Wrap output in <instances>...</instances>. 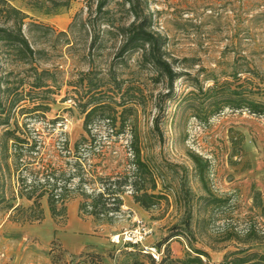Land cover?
I'll list each match as a JSON object with an SVG mask.
<instances>
[{
    "label": "rangeland",
    "instance_id": "374dc122",
    "mask_svg": "<svg viewBox=\"0 0 264 264\" xmlns=\"http://www.w3.org/2000/svg\"><path fill=\"white\" fill-rule=\"evenodd\" d=\"M6 2L7 5L0 1V26H11L14 20L20 23L25 16L22 29L36 54L33 62L21 61L0 42L3 56L0 86L3 89L19 86L20 96L26 95L11 106V94L1 93L6 112L0 114V134L7 128L15 129L17 136L27 140L21 149L10 140L7 158L0 154V191L5 196L0 203V232L7 238V244L0 246V264H134L140 250L148 252L150 247L156 248L163 242L161 257L168 245L176 257H184L190 249L186 236L172 237L169 244L165 239L182 216L174 196V191L179 189L182 166L187 167L188 186L197 194H205L189 152L199 153L209 161V187L217 195L231 196L225 206L209 207L214 214L208 227L211 236L197 235L192 242L193 246L209 251L210 258L203 259L210 264H223L226 253L245 246L241 238L250 226L264 232V216L254 206L253 198L255 190H261L264 196V116L245 109L225 108L203 122L193 115L195 111L190 105L198 103L199 99L194 96L182 99L195 89L196 78L205 86L212 84V77L232 80L234 52L228 49L239 41L234 36L238 29L242 36L240 45L253 50L264 75V0H141L142 9L152 18L153 29L167 36L168 50L181 60L179 69L192 74L181 77L172 93L164 79L157 82L155 73L141 70L139 52L127 54L124 60L115 57L122 41L116 35V28L95 13V3L89 9L87 0ZM8 4L21 13L6 12ZM107 8L109 18L116 24H127L134 18L129 5H123L121 0H110ZM238 15L242 17L240 21ZM255 15L259 16L255 18ZM84 22L88 23L84 26ZM247 33L250 39L243 37ZM95 37L98 42L93 49L97 60L93 68L97 80L107 84L108 72L114 68L118 77L141 86L146 95L145 105L139 108L136 119L143 152L155 168L165 170V184L169 186L165 189L162 180L159 181L157 192L167 191L169 201L163 200L149 211L123 205L121 212L102 219L79 212L83 192H98L104 188L99 176L115 179L134 169L130 129L111 133L105 120H96L92 125L95 147L83 145L85 149L80 158L75 153L76 142L87 135L84 114L78 107L86 88L75 84L80 70L92 68L86 55ZM248 75L255 82L259 81L260 77ZM38 76L45 86L35 88L33 84ZM260 86L263 90L260 94H263L264 80ZM75 88L80 91L75 92ZM254 97L264 100L263 95ZM134 118L132 114L128 120ZM231 128L245 135L237 155H233L238 148L230 140ZM6 162L10 164L9 169ZM167 162L178 165L167 168ZM47 169L58 177V192L64 190V185L69 190V198L64 203L66 209L54 217L45 195L40 198L43 218L27 220L38 212L31 209L35 207L34 199L20 196L22 180L26 179L29 186L34 182L45 183ZM54 180L51 179V183ZM125 188L124 195H132L133 187ZM41 189L39 187L37 192ZM11 205L20 209L10 208ZM57 205L60 208L62 202ZM196 217L195 211L192 226L198 231ZM139 222L151 230L139 246L112 241L114 234L134 229ZM226 226H234L241 238L227 243L226 247H223L225 243H216L217 249H212L208 243ZM254 250L264 251V245ZM145 254L139 253V258L151 264Z\"/></svg>",
    "mask_w": 264,
    "mask_h": 264
},
{
    "label": "trees",
    "instance_id": "16d2710c",
    "mask_svg": "<svg viewBox=\"0 0 264 264\" xmlns=\"http://www.w3.org/2000/svg\"><path fill=\"white\" fill-rule=\"evenodd\" d=\"M6 4V0H0ZM88 8L92 9L94 3L96 4L95 13L104 18L107 24L116 28V35L120 37L122 44L115 52V57L124 60L129 53L139 52L138 64L141 70H148L155 73L157 82L162 79L166 81L169 91L172 93L175 90L176 82L183 76H191L188 71L180 70L179 63L181 60L172 56L167 48L168 38L164 34L157 32L152 27V18L144 12L141 7V0H121L123 5H129V11L133 13V20L129 23L116 24L111 18H109L110 10L107 8L110 0H87ZM7 5V4H6ZM6 12L8 13H21L20 10L8 4L6 6ZM264 14V13H263ZM256 16V15H255ZM253 16V18L255 17ZM257 15L255 18H257ZM9 17V16H8ZM21 22L14 20L11 26H0V42L2 46H7L9 51L18 55L21 61L33 62L35 60L36 50L32 46L29 38L23 32V18ZM10 18V17H9ZM16 19V18H15ZM242 17L238 15V21ZM88 22H84V26ZM73 26V25H72ZM241 30L234 35L236 39L241 42L240 37ZM240 37V38H238ZM245 39H250L249 33L244 34ZM234 42L228 50L234 52L233 56V70L230 74L232 80L220 81L216 77H212V84L205 86L199 78H196V82L193 84L194 90L187 92L182 99H188L189 96L199 99V102H191L195 112L194 116L203 122H207L211 116L221 113L225 108L232 110H247L249 113L259 116H264V100H260L254 97V95L260 94L262 88L260 83L264 80L262 70L259 67L257 57L254 55L253 50L245 48L240 43ZM98 42V37L92 39L91 47L86 55L92 68L84 71L80 70V77L76 81V87L80 86L86 88L83 96L79 98L78 107L80 112L84 114V130L87 135H82L80 140L75 144V153L77 158H80L83 153L84 146L93 148L95 147L96 134L92 132V125L98 121H107L111 133L119 134L126 132L127 129L131 131L130 151L132 154L131 163L134 167L131 173L121 174L117 178L113 179L111 176L106 178L99 176L103 182L104 188L98 192H83L84 200L79 205L80 214H87L93 216L96 219H102V217H109L111 213L115 214L123 210L124 194L126 192V186L133 187L132 197L134 202L145 211H149L152 208L161 204L163 200L169 201V193L166 191L157 192L159 181L162 180L165 189H169L166 185V174L163 168H155L152 165V161L149 157L145 158L142 146V140L138 124L136 122L138 110L145 105L146 95L141 88L128 78L118 77V73L114 68H111V72H108L107 84L101 83L100 79L97 80L95 73V62L97 60V54L94 52L93 47ZM4 43V44H3ZM4 51V50H3ZM6 51V50H5ZM10 53V52H9ZM261 58V57H260ZM3 56L0 53V73L2 70ZM188 61L190 58H182V60ZM46 70H43V73ZM39 73V72H38ZM248 74H254L256 77H260L259 81L255 82ZM41 76V73H39ZM262 75V76H261ZM40 76L33 87L45 86L43 82L39 81ZM1 85V78H0ZM234 85V86H233ZM19 86L14 88L7 87L3 89L0 86V114L6 112L4 102L2 100V94H11L10 105L14 106L16 103L25 99L26 95H21L18 91ZM75 92H79L78 88H75ZM119 96V98H118ZM170 96V95H169ZM83 97L87 98L83 101ZM135 114L133 120H128L129 116ZM120 121L118 125L117 122ZM156 127L158 130L159 123ZM89 138L91 141H89ZM13 140L15 147L18 149L27 143L25 138H21L15 134V129H5L0 134V154L4 155V159L8 156L9 141ZM230 140L234 147L238 148L237 155L241 152V144L245 140L243 132L230 130ZM84 145V146H83ZM17 149V150H18ZM85 149V148H84ZM189 157L194 163L196 175L198 176L205 194L195 193L191 187L188 186L187 181V167L182 166L183 173L179 182V189L174 191V196L178 208L182 210L181 219L171 227L172 233L165 239L169 244L172 237L184 235L188 238L190 249L186 251L184 257H176L171 247L168 245L166 253L157 260L150 251L144 249L139 253H146L151 264H210L203 257L210 258V253L204 248H198L193 246V241L197 239V235L204 236L209 235L208 227L209 222L214 220V214L210 212L209 207H223L229 203L231 196L217 195L208 185L207 172L209 170V161L201 154L196 152H189ZM1 163V160H0ZM167 168L175 167L178 164L167 162ZM1 166V164H0ZM10 164L6 162V168L9 169ZM51 179H55L51 183ZM58 177L55 172L46 170V182H34L29 186L26 179L22 180L24 185L20 196H24L28 199H34V206L32 211L38 212L36 216H28L27 220H41L43 218V209L40 206V198L47 195L49 207L52 215L56 217L63 210L66 209L64 205L67 198H69V190H66L67 186L64 185V190L58 192L57 185ZM166 185V186H165ZM42 189L38 191V188ZM1 188V184H0ZM254 206L258 208L264 216V196L261 190H255L253 194ZM5 200V196L0 191V203ZM58 202H62V206L58 207ZM10 208H19L11 205ZM20 209V208H19ZM195 211L196 228L192 226ZM197 232L199 234H197ZM213 237V236H212ZM241 238L240 232L233 227L226 226L218 236L212 238V242L208 245L212 249L216 243H225L223 247L227 246V243L238 240ZM244 247L238 248L236 251H231L225 254L223 264H264V251L254 250L257 246L264 245V232H260L256 226H250L244 238L242 239ZM214 241V242H213ZM216 241V242H215ZM215 243V244H214ZM163 243H158L155 247L161 252ZM146 251V252H143ZM139 253L135 257L134 264H146L139 258Z\"/></svg>",
    "mask_w": 264,
    "mask_h": 264
},
{
    "label": "built area",
    "instance_id": "2783aa9c",
    "mask_svg": "<svg viewBox=\"0 0 264 264\" xmlns=\"http://www.w3.org/2000/svg\"><path fill=\"white\" fill-rule=\"evenodd\" d=\"M150 231L151 230L146 225L139 222V225L134 229H126L114 234L112 236V241L117 244L123 243L134 247L139 246L143 243L144 238L150 233ZM150 249L153 256L158 260L160 258L159 251L154 247H150Z\"/></svg>",
    "mask_w": 264,
    "mask_h": 264
},
{
    "label": "crops",
    "instance_id": "0c3cea01",
    "mask_svg": "<svg viewBox=\"0 0 264 264\" xmlns=\"http://www.w3.org/2000/svg\"><path fill=\"white\" fill-rule=\"evenodd\" d=\"M123 198H124V202H125V204H124V207H128V208H132V207H136L137 209H141L135 202H134V200H133V197H132V195H129V194H126V195H124L123 196ZM72 210H74L75 211V206H74V204H73V206H72ZM46 212H47V210H46ZM47 214V213H46ZM47 216V215H46ZM49 217H46V220L47 221H49ZM4 223H6V221L4 222ZM5 225V224H4ZM90 229H92V227L90 226ZM2 232H0V239L2 238V240H0V242L2 243V245H0V246H3V244H7V238L3 235V234H1ZM89 236H91V235H89ZM6 239V240H5ZM4 242V243H3ZM83 247H85V245L83 246ZM8 251V250H7Z\"/></svg>",
    "mask_w": 264,
    "mask_h": 264
}]
</instances>
